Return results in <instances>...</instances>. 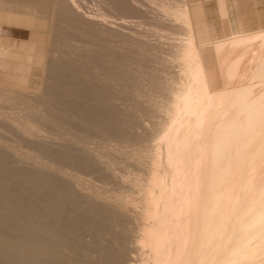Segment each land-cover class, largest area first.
<instances>
[{"label":"rangeland","instance_id":"rangeland-1","mask_svg":"<svg viewBox=\"0 0 264 264\" xmlns=\"http://www.w3.org/2000/svg\"><path fill=\"white\" fill-rule=\"evenodd\" d=\"M262 33L264 0H0V264H264L254 172L222 246L194 240L204 146L264 87Z\"/></svg>","mask_w":264,"mask_h":264},{"label":"bare ground","instance_id":"bare-ground-1","mask_svg":"<svg viewBox=\"0 0 264 264\" xmlns=\"http://www.w3.org/2000/svg\"><path fill=\"white\" fill-rule=\"evenodd\" d=\"M260 31V30H259ZM247 34V33H246ZM264 34V33H262ZM261 34V35H262ZM251 35V34H250ZM259 35V34H258ZM260 35V36H261ZM255 36V35H254ZM259 36V38H260ZM264 36V35H263ZM263 38V37H262ZM258 39V38H257ZM264 39V38H263ZM249 40V39H248ZM227 41V40H226ZM264 41V40H263ZM248 42V41H247ZM8 43H6L7 45ZM15 44V43H14ZM247 44V43H246ZM17 45V44H16ZM261 47V46H260ZM23 53V52H22ZM4 54V53H3ZM29 54V53H28ZM242 54V53H241ZM13 55V54H12ZM1 56V55H0ZM19 58V57H18ZM21 59L26 60L27 57L26 56H20ZM263 60V59H262ZM19 61V60H18ZM264 61V60H263ZM264 64V63H263ZM263 66V65H262ZM252 68V67H251ZM264 69V68H263ZM250 70V69H249ZM256 70V69H255ZM253 71V70H252ZM257 71V70H256ZM251 72V71H250ZM259 72V71H258ZM261 73V72H260ZM264 73V72H263ZM203 77V76H202ZM252 77V76H251ZM250 78V77H249ZM259 80V79H258ZM248 82V80H247ZM263 82V81H262ZM258 84V83H257ZM241 85V84H240ZM251 85V84H250ZM263 85V84H262ZM242 86V85H241ZM243 87V86H242ZM245 87V86H244ZM264 88V87H263ZM262 86L260 87V89H256L255 93H259L258 94H254L253 97L254 99H251V101L249 102H234L233 105V110L231 111V118L229 120H227L225 123L223 124H218V126L215 127L214 131L210 134L207 145L204 146V157L203 159V163L208 165V171H206L207 173L203 176L202 181L200 182V187H199V195L196 198H199L198 200V210H196L198 212V222H197V226H196V232L194 235V240H195V247L198 249L199 253L204 251L206 246L208 245L207 242H209V244L211 243V245L213 247H221L222 246V242H215V235L217 234V230H218V225L223 222L226 217H227V208H229L233 203H238L240 200L243 199L240 191L241 189L246 185L245 183L251 180V172H254L257 177L256 179L253 181V188L255 189V191H259L261 197L258 198L254 203H253V209L256 212L259 208V204H261V202L264 201V102L262 101L261 103H259V98H264V90H263ZM262 89V90H261ZM251 91V90H250ZM261 91V92H260ZM258 95L259 98L255 99V96ZM251 97V96H250ZM252 97V98H253ZM249 98V97H248ZM172 130V129H171ZM196 159V158H195ZM200 156L198 158L197 161H199ZM196 161V162H197ZM200 163V164H199ZM194 164V163H193ZM192 165V164H191ZM198 167L199 165L201 166L202 163L201 161L197 163ZM194 166V165H193ZM204 166V165H203ZM192 168V166H191ZM190 168V170H191ZM202 168V166L200 167ZM182 169V168H181ZM204 169V167H203ZM199 170V169H198ZM205 170V169H204ZM194 171V169H193ZM203 171V170H202ZM196 172V170H195ZM194 172V174H196ZM199 173V172H198ZM202 173V172H201ZM176 176V175H175ZM178 176V175H177ZM199 176V175H198ZM183 177V175H182ZM186 177V176H185ZM189 177V176H188ZM253 177V175H252ZM176 178V177H175ZM181 178V177H180ZM184 178V177H183ZM194 178V177H193ZM188 178L186 177V180ZM180 180V179H179ZM179 180H177V182H175L176 184H178L176 186H179L180 182H178ZM182 180V179H181ZM180 180V181H181ZM188 181V180H187ZM252 181V180H251ZM183 182V181H182ZM173 183V182H172ZM183 184V183H182ZM195 184V183H194ZM197 184V183H196ZM195 184V185H196ZM181 185V184H180ZM193 185V184H192ZM250 185V184H249ZM172 186V185H171ZM174 186V185H173ZM182 186V185H181ZM185 186V185H184ZM183 186V187H184ZM194 186V185H193ZM197 186V185H196ZM170 187V185H169ZM168 187V188H169ZM250 187V186H249ZM180 188V187H179ZM196 187H194V191ZM243 188V190H244ZM248 188V187H246ZM172 189V188H171ZM170 189V190H171ZM173 189L175 190V188L173 187ZM172 189V191H173ZM186 189V188H184ZM183 189V190H184ZM249 189V188H248ZM168 190V189H167ZM182 190V189H181ZM245 191H249L246 190ZM179 192V191H178ZM185 191H182V193ZM258 192V193H259ZM167 193V192H166ZM244 193V192H242ZM179 194V193H178ZM187 194V193H186ZM185 194V195H186ZM195 194V193H194ZM193 194V197H194ZM263 194V195H262ZM169 195V194H168ZM184 195V193H183ZM182 195V196H183ZM170 196V195H169ZM171 197V196H170ZM192 197H190L191 199ZM170 199V198H169ZM179 199V198H178ZM181 199V198H180ZM182 198V202H183ZM189 199V198H188ZM189 199V200H190ZM193 199V198H192ZM170 201H172L170 199ZM181 201V200H180ZM179 201V202H180ZM178 202V203H179ZM165 203V202H164ZM169 203V202H168ZM171 203V202H170ZM177 203V201H176ZM181 203V202H180ZM183 204V203H182ZM181 204V206H182ZM154 205V204H153ZM157 205V203L155 204ZM164 205V204H163ZM167 205V204H166ZM173 205V203H172ZM159 206V205H158ZM170 206V205H168ZM181 206H179L181 208ZM175 206H173L174 208ZM183 209L186 208L184 207V205L182 206ZM157 208V207H156ZM167 208V207H166ZM171 208V207H169ZM177 208V206L175 207ZM164 210V209H163ZM171 209H169L168 211L170 212ZM180 210V209H179ZM187 210V209H186ZM186 210H184L186 212ZM149 211V210H148ZM172 211V210H171ZM176 211V209H175ZM178 211V210H177ZM183 211V210H182ZM168 212V213H169ZM173 212V211H172ZM181 212V211H179ZM178 212V215H179ZM167 213V212H166ZM164 213V214H166ZM174 213V212H173ZM177 213V212H176ZM175 213V214H176ZM192 213V212H191ZM181 214V213H180ZM183 214V212H182ZM181 214V215H182ZM245 211L242 209L239 212V215L237 216V222L236 223H242L245 221L246 219V215H245ZM167 215V214H166ZM165 215V216H166ZM173 215V214H172ZM170 215H168L169 217ZM177 216V214L175 215ZM167 217V218H168ZM179 217V216H177ZM165 218V217H164ZM171 218V216H170ZM173 218V217H172ZM175 218V217H174ZM173 218V219H174ZM180 219V218H178ZM177 219V221H178ZM184 219V218H183ZM190 219V218H189ZM188 219V220H189ZM157 220V219H156ZM165 220V219H164ZM171 221V220H170ZM169 221V222H170ZM175 221V219H174ZM173 222V221H172ZM176 222V221H175ZM181 222V221H180ZM195 222V221H194ZM195 222V224H196ZM168 223V222H167ZM171 223V222H170ZM174 223V222H173ZM178 223V222H177ZM163 225V223H161ZM194 224V223H193ZM158 225V224H157ZM161 225V226H162ZM166 225V224H165ZM168 225V224H167ZM166 225V226H167ZM172 225V224H171ZM177 225V224H176ZM182 225V224H181ZM180 225V226H181ZM221 225V224H220ZM253 225V224H252ZM160 226V225H159ZM157 226V227H159ZM178 224V228L180 227ZM222 226V225H221ZM220 226V227H221ZM249 226V224H248ZM164 227V226H162ZM170 227V226H169ZM167 227V228H169ZM172 227V226H171ZM241 227V226H240ZM175 228V227H174ZM141 229V228H140ZM165 229V228H164ZM159 230L157 228V231L159 230V235L158 240L161 241L166 238L167 235V231L165 230ZM177 229V228H176ZM191 229V228H190ZM245 229V227H244ZM250 229V226H249ZM248 229V230H249ZM262 229V228H261ZM264 229V228H263ZM262 229V230H263ZM168 230V229H167ZM174 230V229H173ZM171 230V231H173ZM178 230V229H177ZM180 230V229H179ZM178 230V231H179ZM177 231V232H178ZM257 231V230H256ZM260 231V230H259ZM244 232V231H243ZM242 232V233H243ZM247 232V230H246ZM245 232V233H246ZM250 232V230H249ZM258 232V231H257ZM176 234V230L175 232H171ZM182 233V232H181ZM226 233L228 234V231H226ZM261 233L258 232V234ZM141 234V233H139ZM173 234V235H174ZM257 234V235H258ZM180 235V234H179ZM182 235V234H181ZM256 235V236H257ZM156 236V235H155ZM170 237H175V236H171V234L169 235ZM237 239L239 236V232L236 235ZM245 235H243V237H245ZM168 237V236H167ZM169 237V239H170ZM178 237V236H177ZM242 237V236H241ZM248 237V236H247ZM143 238V237H142ZM172 238V239H173ZM179 238V237H178ZM217 238V237H216ZM236 238V237H235ZM234 238V239H235ZM171 239V240H172ZM176 239V238H174ZM180 239V238H179ZM240 240H242L239 237ZM245 239V238H244ZM248 239V238H247ZM245 240L248 242V240ZM157 240V239H154ZM236 240V239H235ZM234 240V241H235ZM168 241V240H167ZM176 241V240H175ZM232 241V242H234ZM244 241V242H245ZM151 242V241H150ZM154 242V241H153ZM162 242V241H161ZM166 242V240H165ZM173 242V241H171ZM177 242V241H176ZM238 242V240L236 241ZM182 243V242H181ZM181 248H182V244ZM240 242H238L237 245H233L231 250L234 253L239 252L241 249H243L244 247H242L240 244ZM249 243V242H248ZM264 243V242H262ZM161 244V243H160ZM170 244V243H169ZM168 244V245H169ZM174 244H176L174 242ZM247 244V243H246ZM250 244V243H249ZM155 245V244H154ZM173 245V244H172ZM172 245L170 247H172ZM178 245V246H180ZM184 245V244H183ZM244 245V244H243ZM251 245V244H250ZM157 246V245H156ZM155 246V247H156ZM161 247V245H159ZM175 246V245H174ZM173 246V247H174ZM245 246V245H244ZM249 245L247 244V247ZM254 246V245H253ZM159 247V248H160ZM164 247V246H163ZM168 247V246H166ZM173 249V248H170ZM246 247V246H245ZM246 247V248H247ZM138 248V247H137ZM162 248V247H161ZM179 248V247H178ZM255 248V247H254ZM158 249V248H157ZM163 249V248H162ZM184 249V247H183ZM182 249V250H183ZM159 250V249H158ZM178 250V249H176ZM165 251V249H164ZM163 251V252H164ZM184 251V250H183ZM197 251V252H198ZM223 251V250H222ZM246 251V250H245ZM248 251V250H247ZM254 251V250H253ZM264 251V250H263ZM262 251V252H263ZM156 252V251H155ZM161 252V249L160 251ZM159 252L157 257H159ZM167 252V250H166ZM175 252V250H173V253ZM180 255L182 257L181 251ZM211 252V250H210ZM241 252V251H240ZM250 251H248L247 253H249ZM157 253V252H156ZM162 253V252H161ZM171 253V252H168ZM171 253V254H173ZM183 253V252H182ZM215 253V252H214ZM164 254V253H163ZM213 254V253H212ZM218 254V253H217ZM242 254H244L242 252ZM241 254V255H242ZM170 255V254H169ZM179 255V254H178ZM239 255V253H238ZM247 256V254L245 253L244 256ZM250 255V254H249ZM261 255V254H260ZM162 256V254H161ZM194 256V255H193ZM198 256L195 257L194 260V264H199L198 261ZM230 256V254H229ZM245 256V257H246ZM252 256V255H251ZM254 256V253H253ZM169 257L168 255L166 256V258ZM209 257V256H208ZM243 257V256H242ZM262 257V256H261ZM260 257V258H261ZM160 258V257H159ZM159 258H155L158 259ZM162 258V257H161ZM179 258V257H178ZM207 258V257H206ZM205 258V259H206ZM240 258V257H239ZM249 258V257H248ZM194 259V258H193ZM241 259V258H240ZM245 259V258H244ZM130 260V259H129ZM161 260V259H160ZM166 260H170V259H166ZM218 261H216L214 264L218 263V262H222L228 260L226 257V254H221L218 258ZM242 260V259H241ZM246 260V259H245ZM250 260V259H248ZM246 260V261H248ZM253 260V258H252ZM157 261V260H155ZM162 262H164L165 260H161ZM232 261V260H231ZM234 261V260H233ZM239 261V260H238ZM134 262L133 259L130 260V263ZM168 262V261H166ZM242 262V261H241ZM253 262V261H252ZM158 263V262H155ZM165 263V262H164ZM172 263V262H171ZM206 263V262H205ZM228 263V262H227ZM225 263V264H227ZM234 263V262H233ZM232 263V264H233ZM162 264V263H161ZM168 264H170L168 262ZM221 264V263H220ZM229 264L230 261H229Z\"/></svg>","mask_w":264,"mask_h":264}]
</instances>
